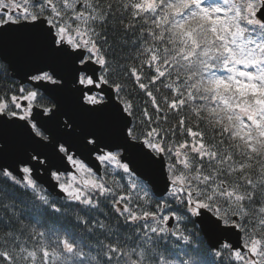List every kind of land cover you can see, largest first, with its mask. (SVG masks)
<instances>
[{"label": "snow or ice", "instance_id": "6c2138e0", "mask_svg": "<svg viewBox=\"0 0 264 264\" xmlns=\"http://www.w3.org/2000/svg\"><path fill=\"white\" fill-rule=\"evenodd\" d=\"M0 264H264V0H0Z\"/></svg>", "mask_w": 264, "mask_h": 264}, {"label": "water", "instance_id": "95a60500", "mask_svg": "<svg viewBox=\"0 0 264 264\" xmlns=\"http://www.w3.org/2000/svg\"><path fill=\"white\" fill-rule=\"evenodd\" d=\"M25 147H26V146H21V148H20V152H21L23 155H30V154H31V150L28 149L27 151H25ZM50 148H51V145H49V149H44V150H42V151H44V152L50 151ZM36 176H37L38 179H41V180H45V179H46L45 174H44V171H43V169H41V168H38V169H37ZM233 242H234V243L236 242V238H235V237H233Z\"/></svg>", "mask_w": 264, "mask_h": 264}, {"label": "trees", "instance_id": "16d2710c", "mask_svg": "<svg viewBox=\"0 0 264 264\" xmlns=\"http://www.w3.org/2000/svg\"><path fill=\"white\" fill-rule=\"evenodd\" d=\"M145 99H147V97H145Z\"/></svg>", "mask_w": 264, "mask_h": 264}]
</instances>
